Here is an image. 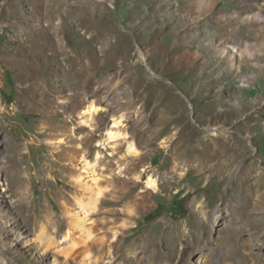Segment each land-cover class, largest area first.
Here are the masks:
<instances>
[{
    "label": "rangeland",
    "instance_id": "374dc122",
    "mask_svg": "<svg viewBox=\"0 0 264 264\" xmlns=\"http://www.w3.org/2000/svg\"><path fill=\"white\" fill-rule=\"evenodd\" d=\"M263 43L264 0H0V264H264V200L255 229L230 219L236 175L264 197ZM114 116L138 156L99 145ZM200 139L244 150L177 163Z\"/></svg>",
    "mask_w": 264,
    "mask_h": 264
},
{
    "label": "bare ground",
    "instance_id": "6f19581e",
    "mask_svg": "<svg viewBox=\"0 0 264 264\" xmlns=\"http://www.w3.org/2000/svg\"><path fill=\"white\" fill-rule=\"evenodd\" d=\"M226 43L232 44L231 40H229V39L228 40L226 39ZM263 45H264V43H263ZM240 46L241 45L238 43V45H234L233 47L238 48L237 50L240 52V55L242 57H244V51H242V49L239 48ZM263 53H264V51H262V54ZM103 109L104 108L102 106H99L97 104H94V103L89 104L83 110V112L81 114L85 118L83 120V123H89L91 118L95 114H99ZM159 120L160 119L158 117L147 116L143 120V124H149V126H148L149 129H151V128L156 129L157 124H159ZM124 121H125V119H124L123 116H114L113 119H112V123L106 129L105 137L99 142V145L103 149H107V148L116 149L117 146L119 145L120 141H122V142H124L126 144L125 145L126 146L125 147L126 154L131 155V156H138L141 152H140L139 148L137 147L136 142L133 141V140H130L129 139V134L122 130V128L125 126ZM195 143H197V144L192 149H188V150H185L184 152L183 151L181 152V155H183V156L185 155L186 157L179 158L177 163H182L184 160L187 163L196 161V162L199 163V165L203 164L204 165L203 167L206 168V169L208 167H210V170H211L212 167H213L211 164H213L215 161H217L218 157L226 156L227 153L229 152L231 146L233 147L235 144H237V145L240 146V150L241 151L244 150L243 144L240 143L239 141L236 142V140L233 143L229 142V144L231 146L228 144V142H225V144H222V145L221 144L219 145V144L216 143V146L215 145L212 146V143H211L210 139H207V140L206 139H202V140L200 139V140H198ZM199 143L203 145V148H198L197 147V145ZM236 149H238V147ZM102 157H104L102 152L101 151L97 152L96 160L101 159ZM201 157H208V158L205 159V158H201ZM175 159H177V158H175ZM84 161H85L84 162L85 163L84 164L85 168L94 165L92 162H90L87 159L86 160L84 159ZM215 164H217V163L215 162L213 165H215ZM217 166L219 167L220 165L217 164ZM221 175H222V172L220 170H217L215 172L213 170L209 177L210 178H214V177H220ZM142 178H143V175L140 174V175H137L135 180H133L131 178L127 179V183H129V184L133 183L134 185H137V182L140 181ZM78 180L79 181L81 180L80 176H78ZM250 180L251 179L248 178V176H245V174L241 173V174L236 175V187H235L236 194H233L231 199L235 200L237 198H242L243 204L241 206H239V207L235 206L234 209H232V212H231L230 216H232L233 218L230 217V219H231L232 222H234V224H237V225H239V224H241V225L250 224L252 226V229L253 228L255 229V227H254V225H255L254 224V220L255 219L253 218L254 214H253L252 211H253V208H254V204H256L254 201L258 200L259 202H262V200H264L263 194H260V191L262 190L263 185L260 183L259 186L254 187V186L248 184ZM146 184H147L148 188L156 190L158 188V180L155 177V175H151L150 174L148 176L147 180H146ZM115 192H116L115 188H112V190L109 192V194L112 195L113 199H108V201L110 203H112V204L118 203V201L123 196L122 195V196L117 197V196L114 195ZM147 192H149V190H147ZM226 200L227 199L224 197L223 201H226ZM99 201L100 200L98 199V197L94 198V201H93L92 200V195H90V201L88 203H84V201L81 198L79 199V203H80L81 207L83 208V210H85V211L87 209H90L88 207L90 205H94L93 209L96 210V208H98L100 206ZM260 207L261 206H259V208ZM262 208H263V206H262ZM93 213L94 214H99L100 211H98V212L94 211ZM105 213L107 215H109V216L110 215L118 216V215L124 214L123 212H121V211H119L118 209H115V208L109 209V210L105 211ZM84 226H85L84 225V220H82V219L81 220L80 219H76L75 221L71 222L70 228L68 229L67 233L65 234V238H70L71 239V244L68 246L71 251L75 249V247L77 246V244L79 242V240L77 241V239L75 237V233L73 232V228L74 229L75 228H79V229H81L83 231L85 229ZM202 229L205 230V226L202 225ZM179 232L180 233L177 234L173 238V242L172 243H173L174 247L175 248L178 247L179 240L181 239V240L185 241V243L187 244V249H189L191 247V244H190V241H189V235L187 236L186 234H184L182 232V230H179ZM204 234H205V231H204ZM88 236L89 237L92 236L91 230L88 231ZM190 237H192V236H190ZM61 244H62L61 242L58 243V245H61ZM104 245H105V239L104 238H100L93 244V248L100 250V249H103ZM150 247H151V243L145 242L144 246H143V253L150 252ZM91 248L92 247H90V249H87L86 252L88 254L90 253ZM64 253H67V252L64 251ZM151 260H152V264H154L157 261V258H154V259L152 258Z\"/></svg>",
    "mask_w": 264,
    "mask_h": 264
}]
</instances>
